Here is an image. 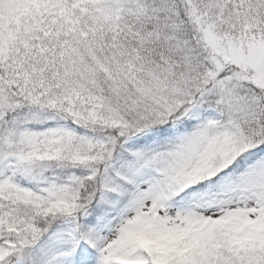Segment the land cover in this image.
<instances>
[{
    "label": "snow or ice",
    "instance_id": "1",
    "mask_svg": "<svg viewBox=\"0 0 264 264\" xmlns=\"http://www.w3.org/2000/svg\"><path fill=\"white\" fill-rule=\"evenodd\" d=\"M0 264H264V0H0Z\"/></svg>",
    "mask_w": 264,
    "mask_h": 264
}]
</instances>
